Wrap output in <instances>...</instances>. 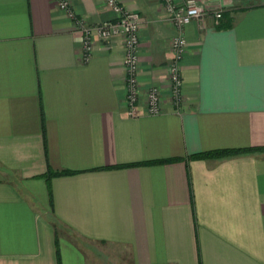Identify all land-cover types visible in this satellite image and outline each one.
I'll return each mask as SVG.
<instances>
[{
	"label": "crops",
	"instance_id": "obj_1",
	"mask_svg": "<svg viewBox=\"0 0 264 264\" xmlns=\"http://www.w3.org/2000/svg\"><path fill=\"white\" fill-rule=\"evenodd\" d=\"M58 1L0 0V264H264V0L184 26L178 104L161 0H117L140 17L136 116L121 38L85 59Z\"/></svg>",
	"mask_w": 264,
	"mask_h": 264
},
{
	"label": "built area",
	"instance_id": "obj_2",
	"mask_svg": "<svg viewBox=\"0 0 264 264\" xmlns=\"http://www.w3.org/2000/svg\"><path fill=\"white\" fill-rule=\"evenodd\" d=\"M104 1L106 6L115 14V18L94 25L88 24L84 18H75L71 6L66 0H59L58 6L74 20L76 30H78L82 37L85 59L90 57L96 39L102 41L112 37L121 38L123 44L127 112L130 116H136L138 114L137 104L139 101L137 75L139 71L138 31L140 17L137 12L127 11L117 0ZM221 2L222 0H204L202 2L198 0H184L182 3L177 4L174 0H161L167 15V21L176 29V34L173 36L170 44L173 58L169 66V78L171 82V94L177 104L181 101V80L178 62L186 48L184 26L193 20H200L209 14L214 18L215 23H218L222 12ZM159 106L160 98L158 90L152 87L147 94L146 110L149 114H155L159 112Z\"/></svg>",
	"mask_w": 264,
	"mask_h": 264
},
{
	"label": "trees",
	"instance_id": "obj_3",
	"mask_svg": "<svg viewBox=\"0 0 264 264\" xmlns=\"http://www.w3.org/2000/svg\"><path fill=\"white\" fill-rule=\"evenodd\" d=\"M240 151H244V150H235V151H224V152H213V153H208V154H202V155H200V156H202V157H207V156H219V155H222L223 153H230V152H240ZM68 173H70V172H67V171H63V172H60V173H56V172H49L48 174H47V180L50 178V177H52V176H54V175H60V174H68Z\"/></svg>",
	"mask_w": 264,
	"mask_h": 264
},
{
	"label": "rangeland",
	"instance_id": "obj_4",
	"mask_svg": "<svg viewBox=\"0 0 264 264\" xmlns=\"http://www.w3.org/2000/svg\"><path fill=\"white\" fill-rule=\"evenodd\" d=\"M127 11H131V12H135V11H132V10H128L127 8H125ZM167 17V16H166ZM166 19V18H165ZM167 20V19H166ZM139 27H140V24H139ZM176 34V33H175ZM105 260H109V262H110V264H114L113 262L114 261H117V259L116 258H114L113 256H112V254L109 256H105V258H104Z\"/></svg>",
	"mask_w": 264,
	"mask_h": 264
}]
</instances>
